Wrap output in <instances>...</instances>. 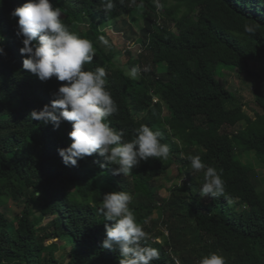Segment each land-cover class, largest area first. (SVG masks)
Wrapping results in <instances>:
<instances>
[{
	"label": "trees",
	"instance_id": "trees-1",
	"mask_svg": "<svg viewBox=\"0 0 264 264\" xmlns=\"http://www.w3.org/2000/svg\"><path fill=\"white\" fill-rule=\"evenodd\" d=\"M26 2L0 0V47L6 53L0 55V264H73L87 252L92 253L87 264H118L119 253L101 247L105 221L98 212L103 195L112 191L133 196L130 208L148 233L146 246L160 252L153 264H180L171 248L181 264H198L209 253L222 255L226 264H264V197L261 175L251 164L258 157L264 168L261 0H160L162 8L154 0H114L109 13L101 10L100 0H50L64 10L61 18L70 31L93 42L95 57L84 68L106 70L119 107L108 118L110 126L125 130L124 139L131 140L145 124L161 132V142L170 148L167 160L141 162L129 177L112 175L114 166L96 154L66 167L57 150L72 143L71 123L54 130L31 120L30 113L50 105L51 94L66 82H41L23 70L18 18L10 13ZM139 12L143 26L136 34L131 21ZM252 21L260 24L255 36L243 30ZM109 22L137 47L121 56L106 47L98 26ZM172 61L174 75L166 69ZM134 66L142 69L138 79L127 74ZM219 68L251 80L252 115L243 96L219 80ZM159 105L163 114L157 120L147 112ZM231 115L242 119L229 125ZM191 155L217 170L230 202L200 197L203 171L192 175ZM173 167L175 175L165 180L169 186L157 184ZM185 174L189 179L177 182ZM11 197L18 208L8 215ZM188 221L198 235L195 242L178 237L185 231L178 224ZM167 228L172 232L165 235Z\"/></svg>",
	"mask_w": 264,
	"mask_h": 264
},
{
	"label": "clouds",
	"instance_id": "clouds-1",
	"mask_svg": "<svg viewBox=\"0 0 264 264\" xmlns=\"http://www.w3.org/2000/svg\"><path fill=\"white\" fill-rule=\"evenodd\" d=\"M154 2L157 8L163 7L160 0ZM261 4L264 5V0H261ZM100 7L102 11L109 13L116 5L114 0H100ZM63 11L50 0H27L10 13L13 19L18 18L15 35L23 45L20 54L26 57L22 60L23 70L33 74L41 82H47L51 78L66 82L51 94L53 98L50 105L30 113L31 120L44 125L51 124L54 130L62 122L71 123L68 136L72 143L67 148L57 150L66 167H76L78 161L96 154L103 157L107 164L114 166L112 175L129 177L141 162H148L150 158L167 160L170 148L161 142V132L141 124L135 129L134 137L125 140V130L110 126L108 118L118 114L119 107L107 87L106 70L104 67H96L93 71L85 70L84 66L91 64L96 54L93 42L69 30L61 18ZM109 23L108 27L115 30L112 23ZM259 27L258 22L252 21L246 23L243 30L249 36H255ZM100 31L105 33V29ZM99 39L106 47H110L107 39ZM127 40L125 39L126 42ZM3 41L4 37L0 36V44ZM134 43L133 41L131 49L137 47ZM128 45L129 43L127 48ZM0 55H6L3 47H0ZM141 71L140 66H134L127 74L132 79H138ZM153 101L158 102L155 98ZM188 160L193 170L192 175L203 171L204 183L199 190L200 197H224L226 202H230L225 191V181L217 170L202 162L199 155H191ZM94 163L99 162L94 160ZM100 167L103 169L105 165L100 164ZM188 179L183 176L177 182ZM39 195L36 192V196ZM132 200L133 196L126 191H112L103 195L98 209L105 221V239L101 247L118 252V264H153L160 259V252L157 248L146 246L148 233L130 208ZM164 234L167 235L166 229ZM198 264H226V260L222 255L209 253Z\"/></svg>",
	"mask_w": 264,
	"mask_h": 264
},
{
	"label": "rangeland",
	"instance_id": "rangeland-1",
	"mask_svg": "<svg viewBox=\"0 0 264 264\" xmlns=\"http://www.w3.org/2000/svg\"><path fill=\"white\" fill-rule=\"evenodd\" d=\"M126 18V17H125ZM129 20V17H127ZM126 18V19H127ZM143 15L141 12H139L135 19H133L131 21V26L133 28V31L137 34L138 30L143 26ZM130 22V20H129ZM108 25H110V23L106 24V25H101L99 27L100 30H104L105 29V34H106V38L109 41V44L112 45L115 49L117 54H120L119 56L123 55L124 52L128 49H131L132 43L134 41V38L127 40L128 42L125 41V35L124 33H120V32H116L111 26L108 27ZM78 34V33H77ZM127 43H129L128 48H127ZM166 69L172 74L174 75L176 72V66L175 63L172 61L170 62L168 65H166ZM218 74H219V80L222 81V83L227 86L231 91L237 93L238 95H242L244 101L246 102L247 106H246V110L248 111V113L250 115L253 114L252 111V107H253V102H254V97L252 95V90H253V83L251 82L250 79L248 78H244L243 75L238 74L237 72H231L229 70L226 69H218ZM158 105V103L156 104ZM149 115H151L152 117L154 116L157 120L162 119V107L156 106L153 107V109H151ZM146 113V114H147ZM145 114V112H144ZM148 117V116H147ZM242 119V115H231L228 116L226 118V123L229 125H237L239 123V121H241ZM15 157H19V155H15ZM261 160L258 157L253 158L251 164L257 169V173H259L260 176V187H261V192H260V196L264 197V168L263 166L260 164ZM175 168H171L168 171V174L164 177V179H160V181L157 182V184H161V186L163 187H168L169 186V182L165 181L167 180V178H172V176L175 175ZM185 177H188L187 174L184 175ZM161 196H166V193H162ZM17 203L14 200L13 197H11L7 203L8 206V215H11L13 212H15L17 210ZM175 222L170 221L169 224L170 225H174ZM177 223V222H176ZM178 224V223H177ZM192 224L191 221H188L187 223H180L178 224L179 227H182L185 231H183L184 233L181 234L179 233V238H185L186 240H191V242H195L197 240V233L194 229L190 228L189 225ZM167 234H171L172 229L167 228ZM52 241H48L47 243H51ZM186 244V243H185ZM65 245V244H64ZM185 246L181 243V249H182V253H185L186 250H184ZM173 251V254L176 258V260L181 264V256H179L180 254L175 251L173 248H171ZM190 251V250H189ZM181 253V252H180ZM186 254V253H185ZM192 255H194L193 253H191ZM189 255V254H188ZM191 255V256H192ZM92 256L91 252H87L83 255H80L78 257V259L76 260V262H74L73 264H87L88 261L90 260ZM189 257H187V261H189Z\"/></svg>",
	"mask_w": 264,
	"mask_h": 264
}]
</instances>
